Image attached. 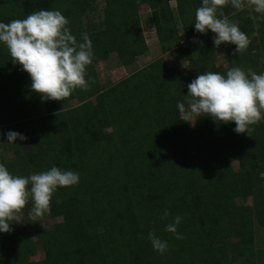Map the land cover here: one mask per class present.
Returning a JSON list of instances; mask_svg holds the SVG:
<instances>
[{"label":"trees","instance_id":"obj_1","mask_svg":"<svg viewBox=\"0 0 264 264\" xmlns=\"http://www.w3.org/2000/svg\"><path fill=\"white\" fill-rule=\"evenodd\" d=\"M96 1L4 0L0 22L59 10L78 42L84 34L90 38L92 65L116 53L128 68L148 51L138 14L147 6L162 54L183 55L194 72L184 76L158 58L101 89L87 67V90L77 88L63 101H43L31 89L29 74L0 44V111H7L5 124L16 121L0 129V150L14 155L9 164L0 156V164L17 176L29 175L32 167L39 174L55 166L80 177L77 185L57 188L49 214L63 222L37 232L36 241L26 228L10 222L12 231L0 233V264H28L38 244L44 251L41 264H264V236L263 247H257L254 232L255 223L264 229V160L257 159L264 151V122L238 134L234 122H214L208 116H198L199 125L193 127L177 109L178 102L187 105L194 73L226 76L234 67L246 74L264 73V23L256 19L259 38H251L245 51L235 54L236 45L223 44L229 66L222 68L208 44L178 49L182 41L202 35L194 28L202 0H103V22L87 33L83 16ZM171 1L178 3L175 12ZM233 9L232 22L248 36L249 19L240 23L237 17L244 12ZM75 99L87 102L64 111ZM45 118L46 126L35 125ZM107 128L110 134L104 132ZM9 131L28 139L7 143ZM233 162L239 173L233 172ZM248 195L251 206L235 203ZM176 216L182 218L177 228L182 239L165 230ZM149 233L167 241L164 254L153 250Z\"/></svg>","mask_w":264,"mask_h":264},{"label":"clouds","instance_id":"obj_2","mask_svg":"<svg viewBox=\"0 0 264 264\" xmlns=\"http://www.w3.org/2000/svg\"><path fill=\"white\" fill-rule=\"evenodd\" d=\"M237 9L245 7L243 0H202L196 10L194 28L198 33L209 30L215 47L230 43L236 45L235 54L245 51L250 40L239 25L230 21L218 9L228 3ZM259 17L264 20V0H247ZM68 19L59 10H40L20 20L10 23L0 22V44L7 47L12 62L22 66L29 74L31 89L40 94L43 101H63L77 88L87 90L86 68L94 58L92 42L87 34L78 42L71 33ZM191 102H178L177 109L183 121L193 122L192 117L208 116L214 122L232 123L234 132L248 133L250 126L264 118V73L250 75L239 68L228 70L226 76L217 72H204L187 85ZM28 138L19 132L6 133L7 143ZM3 143V142H0ZM79 173L62 170L53 166L46 172L28 177L10 173L0 164V233L12 231L11 221L31 200L32 214L43 216L51 210V200L58 187H71L79 183ZM165 217L169 215L164 213ZM181 217L176 216L165 230L177 239L182 235L177 231ZM153 250L164 254L168 250L167 241H162L155 233H149Z\"/></svg>","mask_w":264,"mask_h":264},{"label":"rangeland","instance_id":"obj_3","mask_svg":"<svg viewBox=\"0 0 264 264\" xmlns=\"http://www.w3.org/2000/svg\"><path fill=\"white\" fill-rule=\"evenodd\" d=\"M3 1L4 0H0V4L3 3ZM243 2L245 4V7L242 9L244 14L242 16L237 17L238 21L243 24L244 21H248L249 19L250 24L248 23L249 21L246 22V24L248 25L245 27L247 29L248 38L249 40L251 38H256L255 40H257L259 38V34L257 32L258 28L256 29L257 20L253 19V17H257L258 15H260V13H257L254 10V8L248 4L247 0H243ZM104 8H105L104 1L97 0L93 4V11L89 10L86 12V14H84L83 24H84L85 31L87 33H90L98 29V27L101 25V23L103 22ZM169 8L175 12L176 9L178 8V3L176 1H171L169 3ZM138 12H139L138 13L139 22L141 26L142 35L148 47V51L143 56L137 58L135 63L129 68H124L121 65L116 53H111L108 59L105 61H102L98 64L88 65L87 66L89 68L88 70H92L96 74V77H97L99 85L101 86V89L107 88L110 84L122 81L123 79L127 78L128 76L137 72L138 70L145 68L146 66H148L149 64H151L153 61H155L158 58H162L164 60L165 67L167 69H178L183 73L184 76H186L190 70L194 72L195 66L193 64H189L182 57L183 55H180V57H177L175 52H168L167 54H162L160 50L159 41L156 35L155 26L153 23L152 12L149 10L147 6H142L141 8L138 9ZM219 12L223 14V17H227L230 21H232L231 15L229 14L230 13L234 14L235 10L233 9V6L229 2L222 8L218 9V13ZM176 23H177L176 36L179 39L180 36L182 35V27L180 24V20L177 19ZM262 23H264V20H262ZM214 35L215 34L209 30L207 34H202L188 41L187 40L182 41L181 44L178 46V49L179 50L192 49V47L195 44H198L199 46L208 44L210 45L212 49L216 65L222 68H228L229 64H228L227 58L224 53L223 44H221L218 48L215 47L213 43V39H212ZM173 42H178V40H173ZM251 73H252L251 71L247 72L248 75H250ZM196 75L198 76L197 73H194V75H192L193 78H196ZM191 100H192V97L189 96L186 101L187 105L189 102H191ZM86 102L87 101L81 102L79 99L71 100L64 105V111H68L76 107H79ZM6 112L7 111H0V129L5 128L6 126H14L16 124V121L14 120H10L9 122H7V124H5V121L3 120L5 119L4 117L7 114ZM25 121H27V119H25ZM192 121L193 122H188L191 126L195 127L199 125L198 116L194 115L192 117ZM260 122H264V118H262L259 121V123ZM35 125L46 126L47 125L46 118L42 119L41 122L35 123ZM104 132L106 134H110L112 130L110 128H107L104 130ZM33 150L36 151V149H33ZM0 156H1V159L6 164H9L14 159L13 153L9 150H4V151L0 150ZM257 159H258V162H261L262 160H264V151L263 153H260L258 155ZM231 166H232L233 172L239 173L240 170H239V166L237 162H233ZM36 170H37L36 167H32L31 171L29 172V175L26 174L23 177H28L32 174H36ZM261 189H262V193H264V183H262ZM235 203L239 206H243V205L251 206L252 198L249 197L248 195L246 199L236 200ZM32 209H33V203L31 202V200H29V202L25 205V207L16 214V218L14 219V221L19 227L26 228L29 236L34 241L37 240L36 238L37 232L50 231L55 227V225L63 222L62 217L52 218L49 212H46L41 217H36L32 214ZM254 232L256 236L255 238L256 246L263 247L262 240L264 236V229H262L255 223ZM43 260H44L43 246L42 244H38L36 255L28 259V264H41Z\"/></svg>","mask_w":264,"mask_h":264},{"label":"crops","instance_id":"obj_4","mask_svg":"<svg viewBox=\"0 0 264 264\" xmlns=\"http://www.w3.org/2000/svg\"><path fill=\"white\" fill-rule=\"evenodd\" d=\"M129 68V67H128Z\"/></svg>","mask_w":264,"mask_h":264}]
</instances>
